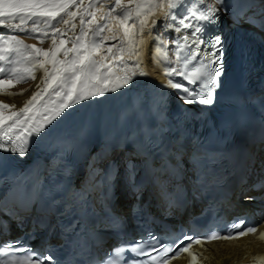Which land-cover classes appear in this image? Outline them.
<instances>
[{
	"label": "snow or ice",
	"instance_id": "snow-or-ice-1",
	"mask_svg": "<svg viewBox=\"0 0 264 264\" xmlns=\"http://www.w3.org/2000/svg\"><path fill=\"white\" fill-rule=\"evenodd\" d=\"M133 5L136 20L130 25ZM226 11L225 0H202L200 7H189L188 0H128V3L114 0L112 6L98 17L100 8L91 0L87 7L84 0H0V27L6 30L0 34V93L9 97L23 95V92L7 90L16 84L35 81L36 72L42 71L36 91L22 107L17 109L15 104L0 101V150L25 156L29 138L38 139L46 134V129L54 126L53 122L66 109L125 87L137 75L136 69H140L139 75H147L141 63V51L147 43L143 39L145 29L154 41L152 60L158 66L164 65L162 74L168 77L163 87L176 90L178 98L188 105L195 106L197 102L212 105L223 72L224 41L219 33L209 34V29L218 26ZM157 12H163L164 19L160 29L153 34L149 23ZM77 17L79 34L66 40L69 31L75 33L77 30ZM114 22L122 27L127 45L120 39L118 54H113L116 45L107 48L112 60L119 61L110 66L105 63L109 57L98 58V55L105 41L118 39L116 35H104L105 30L113 31L111 25ZM137 22L139 41L134 38ZM157 22L151 20V27L154 28ZM169 31L173 33L172 37L165 35ZM17 32L38 34L41 43L50 38L51 46L45 49L26 44L14 34ZM69 42L71 47L67 46ZM200 45L205 47L201 49ZM125 52L137 57L134 64L125 61ZM176 77L179 79H174ZM22 195L27 198L28 193ZM10 211L15 213L10 219L18 220V209L0 206L3 215L8 216ZM245 223L244 220L213 218L199 231L190 229L178 239L167 241L145 229L139 238L128 241L126 248H114L108 254L110 258L94 260L91 264H170L184 253H187L189 264H200L197 258L202 253L191 251L193 245L231 241L257 233L258 226L249 224L245 227ZM113 226L120 228L118 218H113ZM10 231V224L0 220V264H63L54 253L37 251L28 243L27 237L10 238ZM259 238L264 240V232ZM185 240L187 244H184ZM125 252L134 255L125 258ZM254 260L264 264V256H256Z\"/></svg>",
	"mask_w": 264,
	"mask_h": 264
},
{
	"label": "bare ground",
	"instance_id": "bare-ground-1",
	"mask_svg": "<svg viewBox=\"0 0 264 264\" xmlns=\"http://www.w3.org/2000/svg\"><path fill=\"white\" fill-rule=\"evenodd\" d=\"M202 1V0H200ZM232 5L230 11H226L224 14L225 26H228L229 30L232 34L237 35L233 30V27L236 25L240 27L243 32L238 34L236 38L239 39L242 43H249L252 40V37L248 34V32H254L255 30L260 29L264 26L263 22L259 23L262 25L260 28L257 27V24H254L250 21V16L245 14V9L239 10L241 3L249 4L252 0H228ZM79 2V0H78ZM90 0H84L85 7H87ZM91 2L97 3V6L100 8V12H97V16L101 15L104 11L109 9L114 0H91ZM124 3H128V0H123ZM139 2V0H137ZM205 2V1H203ZM193 4V3H190ZM201 6V2L199 7ZM191 7V6H189ZM193 7H196L193 5ZM94 10V9H93ZM133 20L129 21L131 25L135 20V7L133 5ZM115 15V13H114ZM236 15L239 18L238 23H234L231 16ZM241 15H245L243 18ZM88 19V17H86ZM164 19L163 12H157V14L150 18L149 28H151V32L154 34L161 27V23ZM151 20L158 21L155 27H151ZM195 23V21H192ZM77 30L75 33L69 31L68 35L65 37L66 40L69 39L72 35L79 34V17L76 19ZM257 23V21H256ZM61 27H64L61 25ZM113 31L108 32L105 30V36L116 35L118 37L117 40H107L105 41L104 46L100 49L98 58L100 57H109L105 63H109L111 65L118 64V60H112L111 56L107 52V48L113 45V54L117 53V47L120 46V39H124L125 46L127 45V38L124 37L122 27L114 22L111 25ZM6 30L0 27V34H3ZM136 35L134 38L139 41L141 36L139 35V24L137 22L136 29L134 30ZM191 31V30H188ZM247 32V34L245 33ZM17 35L18 39L27 42L29 45L35 44L38 47H43L48 49L51 46V40L45 39L43 43L40 42V38L38 34H31L30 32H17L14 33ZM166 36L172 37L173 33L171 31L165 33ZM143 39L147 41L143 45V49L141 51V63L144 71H146L147 75H139L140 69H136L137 75L132 78L131 83L126 85L123 88H119L116 91L106 92L104 95L99 97H93L80 103H77L66 109L65 112L58 117L57 120H60L64 127H66L69 131H71V137L73 140L79 139V141L83 144L86 155H89V159L86 165H84L85 169L90 168L96 165V159L92 157V154L96 151V156L99 157L100 154L108 155L109 150L103 143V134L106 130L107 124L111 120H116L119 130L117 131L116 141L113 144L112 153L116 155H122L123 160H128L131 158H136L137 156L143 160H149L147 154L141 152L140 154H136L134 150L131 149V144L129 143V134L126 132V126L129 121L137 115L139 111H144L148 108L151 111H165L166 109H174L175 104L180 105L182 108L190 111L191 113L196 112L199 109V105H188L182 99L178 98L176 95V90L162 87L160 90L161 95H157L155 89H157V83L162 82L163 85L167 83L168 77L162 74L161 64L158 66L152 60V49H153V39L149 35L148 29H145L143 33ZM253 41V40H252ZM68 47H71V43L69 42ZM169 47L171 45L169 44ZM205 46L200 45V48L203 49ZM172 53L169 51V56ZM124 59L130 65L134 64L137 59L136 56L130 55L128 52L124 53ZM2 63V62H0ZM117 71V69H114ZM230 72L229 74H231ZM37 79L35 81H28L27 83L16 84L14 87L8 89L7 91H11L14 93L23 92V95H14L7 96L3 93H0V101L9 104H15L17 109L23 106L24 102L27 101L34 91H36V85L42 79V71L36 72ZM174 79H179L178 77ZM139 110V111H138ZM148 110V111H149ZM148 116V115H147ZM149 118V117H148ZM46 134H42L38 139L36 137L29 138V146H28V157L27 163L25 164L24 171L19 179L25 181L26 184L30 182H38L42 174L45 172L46 167L43 165H35L30 164V161L35 156L37 150L40 146L45 142ZM108 133V132H107ZM109 134V133H108ZM75 143V141H74ZM182 159V158H181ZM183 160V159H182ZM145 161H142V165ZM182 164L183 162L180 161ZM184 164V163H183ZM83 167V168H84ZM85 173L86 170L83 169ZM115 168V167H114ZM127 169V168H126ZM151 177L153 174H157L156 179L153 180L149 176L148 185L143 184L144 176L142 177H134L133 172L126 170L125 176L132 178L133 180L139 181L138 188H146L149 189L152 196L159 197L161 196L162 191L166 188L165 185L168 183V179L170 177L171 170L168 167L161 166L156 162L151 163ZM161 169V175L159 172ZM259 169V167H258ZM82 170L80 172H82ZM88 171V170H87ZM79 172V173H80ZM260 170H258L257 175H259ZM91 175V174H90ZM160 176V177H159ZM87 176L83 174L81 179L85 180ZM162 177V178H161ZM161 179H164L165 182H162ZM202 264H241L247 260H254V257L264 255V242L258 241L254 236H249L246 239L241 241H233V242H213L210 243L204 248L202 252ZM207 259H204V258Z\"/></svg>",
	"mask_w": 264,
	"mask_h": 264
},
{
	"label": "rangeland",
	"instance_id": "rangeland-1",
	"mask_svg": "<svg viewBox=\"0 0 264 264\" xmlns=\"http://www.w3.org/2000/svg\"><path fill=\"white\" fill-rule=\"evenodd\" d=\"M26 44H28L27 42H24ZM119 157L114 155L112 157V160L111 161H114V163H116V166L118 167L117 169L120 170V166H118L119 164V161H118ZM126 167H128L130 170H132L133 172L135 173H138L139 171V161L137 158H133V159H129V161L125 162L124 163ZM101 170H102V166L99 165V166H95L91 169V171L95 174V175H98L101 177L102 175H100L101 173Z\"/></svg>",
	"mask_w": 264,
	"mask_h": 264
}]
</instances>
